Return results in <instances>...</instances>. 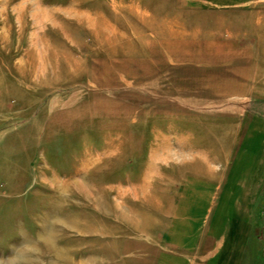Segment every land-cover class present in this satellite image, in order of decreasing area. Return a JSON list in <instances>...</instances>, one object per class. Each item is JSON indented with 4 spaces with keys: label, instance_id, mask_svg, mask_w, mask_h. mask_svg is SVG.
I'll return each mask as SVG.
<instances>
[{
    "label": "rangeland",
    "instance_id": "obj_1",
    "mask_svg": "<svg viewBox=\"0 0 264 264\" xmlns=\"http://www.w3.org/2000/svg\"><path fill=\"white\" fill-rule=\"evenodd\" d=\"M0 264H264V0H0Z\"/></svg>",
    "mask_w": 264,
    "mask_h": 264
},
{
    "label": "crops",
    "instance_id": "obj_2",
    "mask_svg": "<svg viewBox=\"0 0 264 264\" xmlns=\"http://www.w3.org/2000/svg\"><path fill=\"white\" fill-rule=\"evenodd\" d=\"M254 238H256L255 235H254ZM174 254H175V253H174ZM177 254H179V253H177ZM177 254H175V255H177Z\"/></svg>",
    "mask_w": 264,
    "mask_h": 264
}]
</instances>
